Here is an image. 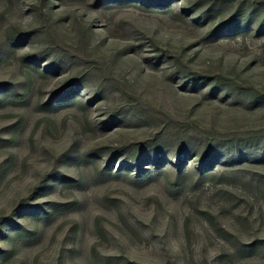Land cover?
<instances>
[{
	"label": "rangeland",
	"instance_id": "rangeland-1",
	"mask_svg": "<svg viewBox=\"0 0 264 264\" xmlns=\"http://www.w3.org/2000/svg\"><path fill=\"white\" fill-rule=\"evenodd\" d=\"M0 264H264V0H0Z\"/></svg>",
	"mask_w": 264,
	"mask_h": 264
}]
</instances>
